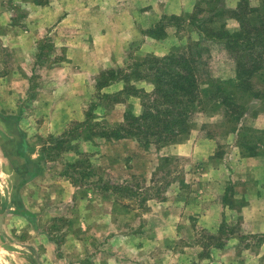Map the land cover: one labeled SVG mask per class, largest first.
Masks as SVG:
<instances>
[{"label":"rangeland","instance_id":"374dc122","mask_svg":"<svg viewBox=\"0 0 264 264\" xmlns=\"http://www.w3.org/2000/svg\"><path fill=\"white\" fill-rule=\"evenodd\" d=\"M200 1L202 0L189 1L188 5H191L186 13L183 5L175 4L159 16L148 3L127 0L125 3L131 17L136 18L131 21L135 22L133 33L127 31L125 38L120 37V40L114 41L101 39L102 34L110 32L111 35L118 25L123 26L124 21L116 17L120 7L109 10L99 7L105 0H98V6L92 8H89V4L94 0H49L45 6H37L32 0H0V264H72L75 260L93 264L91 257L101 259L111 254L116 258L119 255L137 256L133 252L134 248L143 243L146 245L143 256L147 264H199V261L209 259L214 250L225 247L206 249L209 244L208 236L218 234L223 222L233 230V234L228 236L223 230L218 237L224 244L237 238L240 242L239 251L248 247L256 251L264 241V234L245 233L242 219L238 216L230 223L222 221L215 233L202 229L193 219L187 223L189 231L178 239H171L170 235L158 230L159 223L162 222L159 213L162 211L157 203L166 201L178 190L195 195L197 191L192 190H196L198 179L201 178L200 167L204 165L197 163L186 169V161L171 155L170 151L157 156L156 152L175 145L159 150L155 146L147 149L139 147L141 157H147L149 166L153 163L150 175L147 174L146 178L135 170L134 165L139 160L137 156L131 159L135 162L130 164L132 173L123 169L121 174L112 175L116 171L109 168L105 171L104 167L96 163L95 167L92 166L90 155L82 152L81 145L86 142L82 139L72 141V149L68 152L53 150L49 145L50 136L57 138L70 128L71 123L83 122L84 112L90 102H98L95 80L100 71L123 68L130 62V58L134 60L153 55L140 52L144 38L164 41L162 53L165 54L154 55L158 58L166 56L174 48L182 52L199 38L196 30L189 24V16L194 13L196 6L199 5L204 10L199 18H206L213 7L235 10L239 2L216 0L218 3L209 9ZM250 2L252 6L257 4L254 0ZM85 4L88 5L85 7ZM169 17L180 18V26H168L175 22L169 20ZM160 21L165 25V37H149L146 32ZM225 22L230 32L238 29L234 19H227ZM119 45L124 49L118 53L116 49L120 48ZM209 45V51L204 56L206 67L203 66L201 72L204 75L200 79L204 90H208L205 91L206 94L212 92L209 90L212 89L211 81L215 85L220 84L233 79L235 73L232 56L218 44L209 43L207 46ZM108 47L113 52L109 56L105 54ZM69 49L76 52L70 53ZM108 59L114 63H109ZM94 64L98 65V74L88 77L82 84L84 98L80 120L67 122L60 134H46L41 128L48 126L51 110L60 108L58 104L49 107L47 99L51 96L59 99L65 96L67 90V94H70L69 83L64 85L62 80L49 77L47 70L64 65L67 74L75 75L77 70L83 68L89 71ZM110 64L113 67L106 66ZM101 67L105 68L100 69ZM141 83L150 85L151 90L139 87ZM136 86L147 93L153 89L147 81H140ZM121 88L122 84L117 83L103 89L101 94H111ZM225 88L231 89V86L227 85ZM253 89L264 91V70L251 78L250 90ZM251 92L238 94V103L245 108V114L236 124L225 118L222 106L207 99L206 95L202 97L204 111L197 112L192 117L190 134L196 131L217 141L212 160L221 158L225 148L230 146L236 147L240 156L244 157L238 142L246 140L255 144L261 137L260 134L264 133V98L250 99ZM67 107L74 108V104ZM129 107L133 108L135 115L140 113L139 100L130 98L125 105L117 104L110 107V110L98 108L95 111L97 121H105L110 126L120 124ZM118 111L123 112V116L119 122L114 123L113 120H118ZM113 112L115 114L112 117ZM242 137L246 139L243 140ZM100 141L102 140L94 139L88 143L96 144L95 142ZM42 145H45V152L41 154ZM81 153L88 156L90 168L86 171L80 168L71 173L74 179L79 180V184L73 186L70 183L76 187L74 195L69 194V201L66 198L61 200L66 193L64 195L59 182L64 178L60 174L65 170L66 164L75 162ZM257 153L260 155L256 158H261L264 163V147ZM162 157H170V161L161 164ZM88 171V176L78 177V173L87 174ZM109 176L113 179L119 177L123 182H108ZM187 179L191 183H185ZM104 186H108L110 190H102ZM117 186L127 188L133 195L112 191L111 188ZM227 189L228 202L234 209L223 203L222 205L228 210L239 211L240 204H245V201L239 197L234 198V186L230 184ZM108 209L112 214V226L104 217ZM101 226L108 229L101 232ZM113 234L117 238L112 245L109 244L108 249L107 240ZM123 242L126 247L122 249ZM104 246L107 249L100 250ZM208 252L209 258H201Z\"/></svg>","mask_w":264,"mask_h":264},{"label":"trees","instance_id":"16d2710c","mask_svg":"<svg viewBox=\"0 0 264 264\" xmlns=\"http://www.w3.org/2000/svg\"><path fill=\"white\" fill-rule=\"evenodd\" d=\"M49 0H32L37 6H45ZM252 6L250 0H239L235 10L215 8L216 0L200 1L208 6L209 16L199 18L204 10L198 5L192 15L189 16V24L196 30L199 38L186 46L182 52L172 49L166 56L158 58L154 55H146L141 59L130 58L123 68H109L100 71L95 80V90L98 102H90L84 112L83 122H73L63 134L57 138L49 137V145L53 150L68 152L72 149L71 142L82 139L93 142L101 139L107 142L133 139L138 146L147 149L155 146L156 150L169 145H176L186 141L192 130V117L197 112H203L202 97L206 95L209 100L215 101L224 108V116L229 122L239 123L245 114V108L238 103V94L244 95L252 91L250 99L260 100L264 98V91L250 90L251 78L256 73L264 70V0ZM165 18V17H164ZM234 19L238 29L230 32L226 27L225 20ZM175 21L168 25L178 28L180 18L169 17ZM165 25L163 21L156 23L148 32L149 37L162 39L165 37ZM220 45L234 61V78L216 84L210 83L212 92L206 94L202 87V67L206 65L204 56L209 51L208 44ZM42 48V46H41ZM206 67V66H205ZM147 81L152 86L151 92L137 88L136 83ZM121 83L122 88L111 94H101L114 84ZM231 86L226 89L225 86ZM130 98H137L140 103V113L135 115L133 108L129 107L124 112L123 122L113 126L97 121L95 111L98 108L110 110L114 105H125ZM111 107V108H110ZM236 131V130H235ZM258 142H238L244 157H256L260 148L264 147V133L260 134ZM263 137V138H262ZM242 139H246L243 138ZM258 147V148H257ZM45 152V145L41 147V154ZM170 157L160 158V163L165 164ZM90 163L86 154H79V159L71 164H66L65 170L60 176L70 181L73 186H78L79 180L72 177V172L84 168L89 170ZM71 169V172H70ZM85 172L78 173V177L88 176ZM112 191L127 195L131 194L127 188L120 186L112 187ZM127 189V190H126ZM110 190L108 186L102 188ZM222 203L231 209L227 199V193ZM244 202L240 204L243 207ZM225 230L226 235L233 234L224 222L218 231ZM209 235V244L206 249H222L225 244L218 237ZM264 237V235L262 236ZM227 239V238H226ZM221 241V242H220ZM201 258H209V252Z\"/></svg>","mask_w":264,"mask_h":264},{"label":"crops","instance_id":"0c3cea01","mask_svg":"<svg viewBox=\"0 0 264 264\" xmlns=\"http://www.w3.org/2000/svg\"><path fill=\"white\" fill-rule=\"evenodd\" d=\"M127 0H105L104 4H99V7L109 8L120 7V11L116 14V17L123 20V26L118 25L114 32L110 35V32L103 33L101 39H111L120 40V37H126V32L129 31L133 33L132 27L135 26L136 18L131 17L129 8L126 5ZM139 2H146L154 9L156 13L160 16L170 10V7L177 4L183 5L184 13L189 11L188 5L191 0H134ZM98 0H94L89 4V8L97 7ZM88 4H85V7ZM96 5V6H95ZM169 12V11H168ZM158 16V17H159ZM65 21V20H64ZM60 26V23L58 24ZM125 26H127L125 28ZM78 35H81L78 32ZM110 35V36H109ZM138 36V34H135ZM133 38V37H132ZM125 41V40H124ZM164 41H154L152 39H146L142 41L140 45V52L144 54L153 55H164L162 53V46ZM119 49L116 51L119 53L123 51V46L119 45ZM110 47L106 49L105 54L112 55L113 52L109 51ZM97 50V49H96ZM113 50V48L111 49ZM70 53L76 52V50L69 49ZM109 51V52H108ZM116 53V54H118ZM109 60V59H108ZM109 63H114L113 61H108ZM116 64H118L116 62ZM122 64V60H121ZM108 67H113V64L106 65ZM105 68L101 67L100 69ZM66 67L64 65L57 66L47 70L49 77L57 80H62V82L69 83L70 94L68 95V90L65 92V96L61 98H55L51 96L47 99L49 107L58 104L60 108L58 110H51L50 121L47 122V127H42L41 130L46 134L57 135L60 134L65 128L67 122L72 120H80L83 102V81L88 77H94L98 74V65L90 67L89 71L77 70V74L70 75L66 73ZM80 75V76H79ZM75 83L73 84V82ZM146 91L151 90V86L146 83H141L138 85ZM65 87V86H64ZM110 88V87H109ZM68 100H67V99ZM74 104V108L68 107ZM48 109V108H47ZM120 109H122L120 107ZM136 112L137 109H136ZM120 113V114H119ZM123 112L118 111V120H113V122H119ZM113 112L111 116L113 117ZM111 121V119H110ZM114 122V123H115ZM88 143L83 142L81 145L82 152L90 155V160L92 161V166L95 167V163L99 164L102 168H109L112 171V175H119L122 170L125 169L126 172L132 173V167L130 164L135 163L131 159L138 157L139 160L137 164L134 165L137 173H140L147 177L150 175V171L153 168L147 163V157L144 155L141 157L140 149L137 142L133 139H124L120 141H100ZM217 141L212 137H207L202 133H197L192 131L189 138L175 146L168 149H163L160 152H156L157 156L164 153L165 151H170L171 155L182 158L186 161L189 169L191 165H197L203 163L200 167V177L197 182L196 190L197 193L190 194L184 193V191L178 190L172 193L166 201H160L157 206L160 208L162 213H159L161 218V223H159L160 232L170 235L171 239H178L183 233L189 231L187 223L190 219L204 230L215 233L222 221L230 223L234 217H240L242 219V228L250 235H262L264 234V163L261 158H245L241 157L238 149L236 147L230 146L225 148V153L221 158L212 160L214 157V151L217 147ZM140 153V155H139ZM146 153V152H145ZM66 154H64L65 156ZM66 163V162H64ZM63 167V165L61 166ZM150 167V170H149ZM119 170V171H118ZM134 170V169H133ZM61 172V170H59ZM108 171V170H107ZM188 171V170H187ZM110 180L108 182L117 183L123 182V180L117 178H112L109 176ZM64 189V195L62 196L67 201H69V194L74 195L76 187H73L67 179L61 178L59 181ZM58 182V183H59ZM185 183H191L189 179ZM234 186L235 195L234 198L239 197L245 201V205L241 207L239 211L228 210L227 207L222 205V197L228 185ZM194 197V198H192ZM104 217L108 220L110 226L112 223V214L110 209L104 213ZM108 228L105 226L100 227V231L103 232ZM114 233V232H112ZM117 237L115 234L110 235L107 240L108 249L109 244L112 245ZM125 239L126 237L123 236ZM239 240L237 238L228 240L225 247L222 250H214V254L210 256L209 259H203L199 261V264H264V241L260 243L256 251H252L250 247L239 251ZM125 243L123 242L122 249L125 248ZM128 247V246H127ZM106 246L100 248V250L107 249ZM146 245L138 244L136 249L134 248V253L137 256L125 257L118 256L117 258L111 254L107 255L105 258H90L93 264H147L145 257ZM65 260V259H64ZM131 260V261H130ZM88 262H85L87 264ZM72 264H83L82 261L75 260Z\"/></svg>","mask_w":264,"mask_h":264},{"label":"water","instance_id":"95a60500","mask_svg":"<svg viewBox=\"0 0 264 264\" xmlns=\"http://www.w3.org/2000/svg\"><path fill=\"white\" fill-rule=\"evenodd\" d=\"M0 222H1V218H0Z\"/></svg>","mask_w":264,"mask_h":264}]
</instances>
